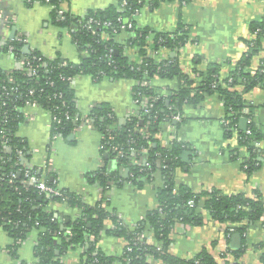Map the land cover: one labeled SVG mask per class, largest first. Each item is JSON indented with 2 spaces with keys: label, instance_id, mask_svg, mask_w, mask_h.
Wrapping results in <instances>:
<instances>
[{
  "label": "trees",
  "instance_id": "1",
  "mask_svg": "<svg viewBox=\"0 0 264 264\" xmlns=\"http://www.w3.org/2000/svg\"><path fill=\"white\" fill-rule=\"evenodd\" d=\"M65 1L68 0H50L47 4L52 7L54 23L67 28L80 51L85 53L80 62L75 63L61 56L48 58L36 50H29L26 53L24 45L16 38L2 47L1 55L8 54V47L13 45L14 54L19 57L25 56L30 62V66L24 69L5 70L0 66V226L13 238L14 242L8 246L12 258L19 260L18 249L21 243L17 241H26L30 232L37 230L35 260L31 263L21 261V264H64L62 258L65 253L78 247L84 249L83 264H112L118 259L122 264H150L149 257L167 264H222L207 249L190 258L178 257L171 253L169 247L173 228L177 222L201 224L206 215H209L212 220L235 224V232L243 235L264 213L261 191L256 189L252 196L245 193L228 194L220 189L194 191L185 184L177 183L176 170L183 166L181 153L188 144L176 139L170 146L163 145L157 135L163 122H174L172 115L182 114V120L175 123L177 128L185 121L183 112L185 105H198L206 96L217 94L225 109L224 120L227 122H223L225 136L231 138L235 128H238L240 136L238 143L245 146L248 152L243 159V165H247L246 170L250 173L260 167L264 155L259 154L260 151L254 145V141H262L264 131L254 122L256 104L250 103L245 94L257 87L264 90V61L257 68H253L254 57L264 50V15L251 22L250 30L255 38L246 41L248 49L240 59L227 60L224 64L216 65L215 68L208 67L206 70L194 68L193 72L199 74L196 80L182 69L179 58L171 54L180 51L187 43L184 29L179 28L174 32L157 31L140 26L133 16L136 9L141 10L146 4L154 8L165 0H126V5L122 4L124 0H120L118 5L93 11L83 18L76 17L67 10L65 18L58 20V8L62 7ZM33 2L35 1L28 4ZM90 17L97 18L102 23L110 21L112 24L94 25L97 31L94 35L83 26ZM118 17H121V21H118ZM129 20L134 24L133 28L122 30L120 25ZM102 31H106L107 36L103 37ZM121 34H126L125 39L120 40ZM1 36L0 34V39ZM129 45L137 47L138 55H146L143 63H137L125 55ZM161 48L169 50L167 59L161 58L160 54H149L150 51H158ZM42 61L46 62V66L40 65ZM223 66L229 68L224 75ZM33 68L36 69L34 75L29 71ZM81 74L90 75L96 81L110 78L145 80L151 83L159 77L177 78L179 83L178 88L169 91L167 95L162 94L151 84L135 85L134 90L137 95L140 93L139 98L154 97L150 100L153 107L148 113L140 109L137 114L131 115L124 125L117 122L115 115L107 106L92 109L90 115L94 117L98 130L107 134V126L113 127L116 134L112 143L126 150L132 146L147 162L134 163V157L129 152L121 157L118 163L129 168L127 178L121 179L117 173L109 170L108 165L89 175L90 181L103 187L102 197L94 205L88 204L78 193L62 188L61 196L47 197L32 186L24 187L23 174L14 178L12 182L8 181L10 173L23 166L20 163L16 165L14 149L23 148L27 156L29 148L28 141L17 134L19 126L26 120L23 113L26 102L35 101L40 107L53 109L55 105L66 100L67 107L61 106L57 111L63 122L55 123L56 128L52 131L67 139L81 120L75 103L74 88L68 77L75 78ZM2 86L5 88L2 89ZM60 94L62 98H59ZM66 111L72 118H65ZM243 116L250 120L247 129H251V134L248 136L246 129L241 130L239 126ZM75 117L78 119L75 120ZM5 144L9 148H4ZM107 153L108 164L116 153L114 151ZM37 174L49 185L57 186L50 179V175L38 172ZM157 175L163 179V184L156 190L158 205L132 227L125 225L107 208L108 191L113 183L122 185L127 181L136 188H142L152 182ZM51 200L66 202L79 208V216L70 219L66 228H62L63 221L56 217L54 212L44 210V206ZM104 201L105 206L102 205ZM190 201L193 204H190ZM107 219H111L114 226L106 232L121 234L127 240L121 257L107 255L98 247ZM145 231L154 233L156 244H149L145 237H141ZM245 249L241 247L232 250L230 247L233 260L231 263L223 264H244L240 257ZM261 260L264 264V255Z\"/></svg>",
  "mask_w": 264,
  "mask_h": 264
},
{
  "label": "crops",
  "instance_id": "2",
  "mask_svg": "<svg viewBox=\"0 0 264 264\" xmlns=\"http://www.w3.org/2000/svg\"><path fill=\"white\" fill-rule=\"evenodd\" d=\"M28 2L29 0H0V34L10 38L21 34L27 39L30 50L39 51L48 58L61 56L75 63L80 62L85 53L80 51L67 28L54 23L52 7L40 1L30 5ZM119 2L120 0H68L63 6L72 15L83 18L93 11L118 5ZM263 15L264 0H187L185 3L181 0H165L154 8L144 5L136 16V21L140 26L157 31L174 32L179 28L184 29L187 43L180 51L171 54L177 56L182 69L191 74L194 68L206 70L208 67L215 68L216 65L224 64L227 60L240 59L248 49L246 41L252 35L251 22ZM125 37L126 34L119 36L120 40ZM162 52L164 56L169 54L168 49H163ZM262 61L264 50L254 57L253 68H257ZM17 65L10 54L0 56V66L3 69L12 70ZM228 71L227 66L222 67V75ZM198 77L199 74L195 79ZM135 83L136 80L132 79L105 78L96 81L90 75H78L72 83L77 109L81 115H87L94 107L101 108L105 105L113 112L117 122L124 125L136 110L133 99ZM150 84L164 95L177 89L179 85L177 78L159 77ZM245 97L250 103L256 104L254 122L264 131V90L257 87L245 94ZM24 112L34 115L33 119H26L17 130V134L28 141L27 164L42 175H50V179L58 187L76 192L88 204L94 205L100 199L103 187L90 181L89 175L108 165L109 170L117 173L121 179L128 177V174L124 177L126 168L114 158L107 164L108 154L100 147L102 132L97 128L84 126L75 130L67 139L60 137L51 140L50 110L37 105L25 107ZM183 112L185 121L178 128L175 122L165 121L157 135L163 145H172L177 137L188 144L184 150H189V154L181 156L183 166L176 170L177 183L185 184L194 191L220 189L228 194L245 193L251 196L258 189L264 201V160L252 173L246 170L243 159L248 155L247 149L239 145L237 135L227 138L224 134L225 109L219 96L208 95L198 105H185ZM248 123L249 119L247 126ZM240 129L242 130L241 126ZM49 158L52 164L48 163ZM162 184L163 179L159 175L142 188H136L127 181L122 185L113 183L108 191L107 208L125 225L132 227L145 218L149 210L157 207L156 190ZM44 210L54 212L63 221L62 228H66L68 221L80 214L79 208L52 200L44 206ZM113 226L111 219L105 221V230L101 233L98 247L107 255L121 257L127 240L121 234L106 232ZM226 229L227 223L212 220L209 215L198 225L177 222L171 233L169 251L178 257L190 258L207 249L216 256ZM237 233L239 232L232 233L228 243L232 250L246 248L240 257L241 262L262 264L264 213L259 221L240 236L239 242L233 239ZM141 237H145L149 244H156L152 231H145ZM37 239L38 231H31L28 239L18 249L19 260H15L8 249L14 242L13 238L0 226V264L33 262ZM83 251L82 247L69 249L62 262L83 264ZM148 261L150 264H167L153 257H149ZM112 264L122 263L118 259Z\"/></svg>",
  "mask_w": 264,
  "mask_h": 264
},
{
  "label": "built area",
  "instance_id": "3",
  "mask_svg": "<svg viewBox=\"0 0 264 264\" xmlns=\"http://www.w3.org/2000/svg\"><path fill=\"white\" fill-rule=\"evenodd\" d=\"M32 1H40V2L43 1L45 3H49L50 0H29V2H32ZM184 3H185V1H184ZM122 4L126 5L127 1L124 0ZM54 8H55V6H54ZM66 11L67 10L64 8V6L58 8L57 19L58 20L64 19L65 18L64 14H65ZM139 13H140V10L136 9L134 14H133V16L136 17V16L139 15ZM5 21H8V24H9V20L6 19ZM118 21H121V17H118ZM102 24L105 25V26H108V25H111L112 23L110 21H104L102 23L97 18L90 17L88 19V21L83 24V26L87 27L91 31L92 34L96 35L97 31H96L94 25L100 26ZM133 25L134 24L129 20L126 23L121 24L120 28L122 30L131 29V28H133ZM116 30H117V28H115V31ZM102 36L103 37L107 36L106 31H102ZM250 38H255V35H251ZM12 39L13 38H10V37H8L6 35H2L1 36V39H0V56L2 54V47L5 44H7L10 40H12ZM16 39L19 40L24 46L27 45V39L23 35L18 34ZM14 48L15 47L13 45H10L8 47V49H7V53L10 54L13 58H15V60L17 61V64H18V68L19 69H24L25 67H29L30 66L29 60H27L25 56H22V57L16 56L14 54ZM163 49H165V48H163ZM163 49L161 48L158 51H154V52L150 51L149 54H151V53L152 54L153 53L160 54L161 58L167 59V56L163 55V52H162ZM85 52H87V51H85ZM125 55L129 56L131 60L136 61L137 63H143L144 59L146 57V55H138L137 47H135L133 45H129L127 47V49L125 51ZM38 60H41V59L38 58ZM40 65L46 66V62L42 61L40 63ZM29 71H30V74H32V75H34L36 73V69H34V68L30 69ZM191 75L193 77H195L198 74L196 72H192ZM10 79L12 80V78H10ZM68 80H70L72 83L74 82V78L73 77H68ZM138 84L143 86V85H148L150 83H148V81H145V80H142V81L141 80H136L135 85H138ZM4 88L5 87L2 86V89H4ZM41 90H43V89H41ZM139 94L140 93H138V95H137L135 90H134V88H133V99H134V104L136 105V110H134L131 113V115L137 114V112L140 109H142L145 113H148L151 110V108L153 107V104L150 102V100L154 99V97L147 96V97H143V99H141V98H139ZM135 95H137V98L135 97ZM59 98H62L61 94L59 95ZM30 106H37V104H36L35 101H29L28 100L26 102L25 106L23 107L24 116L28 120L33 119L34 115L24 112V108L25 107H30ZM61 106H63L64 108L67 107L66 100H63L62 103H59V104L55 105L53 107V109H49L50 112H51V115H52V122L50 124L51 140H55V139L61 137V135L59 133H54L52 131L53 128H56V126H54L55 123L59 124V123L63 122L62 118L57 115V111L60 110ZM247 111L248 110L246 109L245 112H247ZM66 112L67 113H65V118L66 119L72 118L71 114H69L68 111H66ZM109 116H112V114H109ZM77 119H78V117H75V120H77ZM172 120L175 123L178 122V121H181L182 120V114L181 113H176V114L172 115ZM223 122H225V120ZM225 123H227V122H225ZM84 126H90V127H95L96 128L94 117H92L90 114L81 115V120H80L79 125L76 127V130H79L80 128H82ZM106 131H107V134L102 133V140H101V144H100V147H101V149L104 152L114 151L116 153V155L114 157V160H116L118 163L120 162V158L121 157H123L126 154H128L129 152H131L132 156L134 157V161H133L134 163H138V164L145 163V164H147V162L144 161L143 157H140L138 152H137V150L135 148H133L132 146H130L129 149L126 150L123 147H121L120 145L112 143V141L115 138V134H116L115 133L116 131H115V129L113 127L107 126ZM250 134H251V129L250 128L246 129V136H248ZM233 135H237L236 137L238 138V140L240 139L239 129L238 128H235ZM145 137H147V136H145ZM241 138H242V136H241ZM176 139L181 141L178 137ZM254 145H256V147H258V150L260 151L259 154L260 155H264V139L262 141H254ZM242 147H244L246 149L245 146H242ZM4 148H9V146L5 144ZM49 149L51 150L52 146H50ZM14 155H15L16 165L20 163L23 166L20 169H18L17 171H12L10 173L9 180H8L9 182H12L14 180V178H16L17 176H20V175L23 174L24 178L22 180V184L24 185V187L32 186L35 189L39 190L40 192L44 193L47 197H50V196H61L63 194V192L61 191L60 187L49 185L42 177H40L37 174V172L35 170L31 169L28 166V164L24 161V158L26 157V151H24L23 148L16 147L14 149ZM48 163H51V159L50 158L48 159ZM49 166H50V164H49ZM244 167L247 168V165H245ZM103 168L104 167H102L101 169H103ZM1 179L4 180L3 177ZM102 192L100 194V199L102 197ZM108 197L109 196H107V198ZM190 204H193V202L190 201ZM102 205L105 206L106 205V201H104L102 203ZM120 218H121V216H120ZM234 232H235V224L227 223V229L224 231L223 238H222V240L220 242L219 251H218V254L216 255V258H218V260H220L222 262V264L223 263H227V262L231 263L232 260H233V255L231 254V252L229 250L230 245L228 243V240H229L230 236L232 235V233H234ZM91 238L94 239V237H91ZM17 242L22 244L24 241L18 240Z\"/></svg>",
  "mask_w": 264,
  "mask_h": 264
},
{
  "label": "water",
  "instance_id": "4",
  "mask_svg": "<svg viewBox=\"0 0 264 264\" xmlns=\"http://www.w3.org/2000/svg\"><path fill=\"white\" fill-rule=\"evenodd\" d=\"M13 35V34H12ZM30 48V46L29 45H25L24 46V51L27 53V52H29V49ZM18 66V65H17ZM18 68V67H17ZM241 124L242 125H240L241 126V128H242V130H245L246 129V127H247V118L246 117H243L242 119H241ZM189 154V150H184L183 152H182V154H181V156L182 157H184V156H187ZM28 159L25 157L24 158V161L27 163L28 161H27ZM129 173V169L128 168H126V170H125V176L124 177H127V174ZM240 236H241V234H239V233H237V234H235L234 236H233V239L235 240V241H238L239 242V240H240Z\"/></svg>",
  "mask_w": 264,
  "mask_h": 264
}]
</instances>
